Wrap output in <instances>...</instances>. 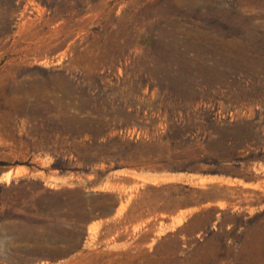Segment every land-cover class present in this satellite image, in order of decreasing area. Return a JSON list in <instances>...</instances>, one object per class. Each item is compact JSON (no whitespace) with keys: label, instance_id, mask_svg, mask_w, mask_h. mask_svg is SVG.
Listing matches in <instances>:
<instances>
[{"label":"rangeland","instance_id":"1","mask_svg":"<svg viewBox=\"0 0 264 264\" xmlns=\"http://www.w3.org/2000/svg\"><path fill=\"white\" fill-rule=\"evenodd\" d=\"M0 264H264V0H0Z\"/></svg>","mask_w":264,"mask_h":264}]
</instances>
